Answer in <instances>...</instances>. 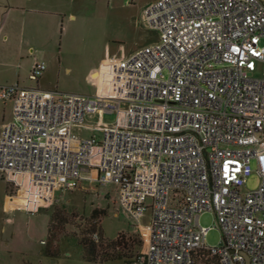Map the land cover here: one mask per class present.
I'll use <instances>...</instances> for the list:
<instances>
[{"label":"built area","instance_id":"obj_1","mask_svg":"<svg viewBox=\"0 0 264 264\" xmlns=\"http://www.w3.org/2000/svg\"><path fill=\"white\" fill-rule=\"evenodd\" d=\"M139 25L159 39L108 56L94 96L0 86L13 103L0 137L10 198L43 208L96 180L116 186L120 211L146 231L133 264H197L201 251L210 264H264V0H155ZM46 70L36 61L29 79ZM85 128L102 139L75 132ZM253 173L261 182L245 192ZM207 211L222 235L215 247L200 224Z\"/></svg>","mask_w":264,"mask_h":264},{"label":"rangeland","instance_id":"obj_2","mask_svg":"<svg viewBox=\"0 0 264 264\" xmlns=\"http://www.w3.org/2000/svg\"><path fill=\"white\" fill-rule=\"evenodd\" d=\"M153 1H60L61 15L55 18L49 41L33 44L32 54L47 65L39 84L29 79L31 57L25 54L23 61L10 68L12 77L0 76V86L20 83L25 87L96 95L99 83L91 75L92 68L99 67L108 56H129L159 39L158 31L139 25L144 7ZM262 73L263 65L258 64L255 75L260 77ZM12 119L13 103L0 100V137L4 125ZM115 120V114L104 117L105 122ZM75 132L83 138L96 135L102 139L103 135L100 130L88 128ZM260 153H264V146ZM252 167L256 168L255 160ZM260 182L256 173L251 174L243 191L256 189ZM18 194L13 198L7 195V184L0 172V264H133L144 249L146 231L137 230L136 224L120 211L114 185L100 186L96 180H86L78 189L58 193L55 202L47 207L37 208L31 201L29 210L20 200L22 193ZM148 216L149 212L143 219L144 225L148 224ZM50 222L54 227L53 242L49 239ZM200 224L210 229L206 244L218 246L222 235L215 214L204 212ZM84 241L96 242L99 251L96 259H84L80 245ZM106 253L120 259L104 260L102 255ZM197 264H206V260L198 257Z\"/></svg>","mask_w":264,"mask_h":264},{"label":"crops","instance_id":"obj_3","mask_svg":"<svg viewBox=\"0 0 264 264\" xmlns=\"http://www.w3.org/2000/svg\"><path fill=\"white\" fill-rule=\"evenodd\" d=\"M60 1L63 0H0V76L12 77L11 67L23 61L25 54L31 57L30 68L39 61L32 54L33 44L49 41L55 18L61 15ZM105 59L99 67L92 68L91 75L99 71Z\"/></svg>","mask_w":264,"mask_h":264},{"label":"trees","instance_id":"obj_4","mask_svg":"<svg viewBox=\"0 0 264 264\" xmlns=\"http://www.w3.org/2000/svg\"><path fill=\"white\" fill-rule=\"evenodd\" d=\"M7 184V183H6ZM9 185L7 184V195H9ZM48 232H49V239L50 241L53 242V237H54V227H53V223L50 222L49 226H48ZM80 245L83 247L84 249V259L87 261H92L94 259H96L99 256V251H98V245L96 244L95 241H91V242H82L80 243ZM56 250V251H55ZM55 250L53 251V254L56 255L57 254V249L55 248ZM104 257V260H117L120 259V257L117 256H111L109 254H103L102 255ZM200 257L206 260V264H210L211 263V258L209 257V253L206 251H201L200 253Z\"/></svg>","mask_w":264,"mask_h":264},{"label":"water","instance_id":"obj_5","mask_svg":"<svg viewBox=\"0 0 264 264\" xmlns=\"http://www.w3.org/2000/svg\"><path fill=\"white\" fill-rule=\"evenodd\" d=\"M244 257H245V259H246V264H250V262H249V258H248L246 255H244Z\"/></svg>","mask_w":264,"mask_h":264}]
</instances>
